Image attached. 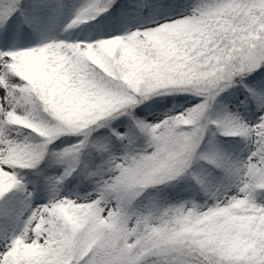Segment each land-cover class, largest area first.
Instances as JSON below:
<instances>
[{
	"label": "snow or ice",
	"instance_id": "6c2138e0",
	"mask_svg": "<svg viewBox=\"0 0 264 264\" xmlns=\"http://www.w3.org/2000/svg\"><path fill=\"white\" fill-rule=\"evenodd\" d=\"M0 264H264V0H0Z\"/></svg>",
	"mask_w": 264,
	"mask_h": 264
}]
</instances>
